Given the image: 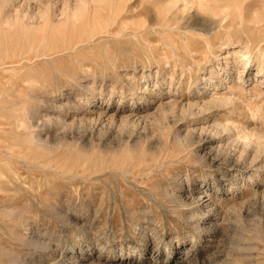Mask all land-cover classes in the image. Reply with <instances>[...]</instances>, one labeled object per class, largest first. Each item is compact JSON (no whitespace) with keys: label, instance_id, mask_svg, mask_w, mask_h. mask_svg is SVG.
<instances>
[{"label":"rangeland","instance_id":"rangeland-1","mask_svg":"<svg viewBox=\"0 0 264 264\" xmlns=\"http://www.w3.org/2000/svg\"><path fill=\"white\" fill-rule=\"evenodd\" d=\"M188 261L264 264V0H0V264Z\"/></svg>","mask_w":264,"mask_h":264},{"label":"bare ground","instance_id":"bare-ground-1","mask_svg":"<svg viewBox=\"0 0 264 264\" xmlns=\"http://www.w3.org/2000/svg\"><path fill=\"white\" fill-rule=\"evenodd\" d=\"M10 63V62H9ZM23 186H25V185H23ZM195 260V259H194ZM186 264V263H185ZM188 264H191V261H188Z\"/></svg>","mask_w":264,"mask_h":264}]
</instances>
